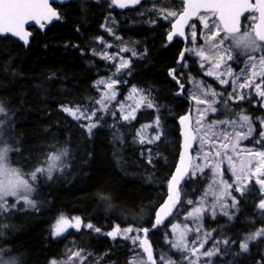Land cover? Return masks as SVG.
<instances>
[{"label":"trees","instance_id":"trees-1","mask_svg":"<svg viewBox=\"0 0 264 264\" xmlns=\"http://www.w3.org/2000/svg\"><path fill=\"white\" fill-rule=\"evenodd\" d=\"M161 3L165 7L178 5L175 12L181 10V2L177 0L143 1L123 12L117 11L111 0H68L54 5L59 19L42 31L30 28L32 35L27 46L8 36L0 37V102L7 110L6 114H0L3 120L0 144L11 147L12 163L22 168L27 177L44 166L51 153L67 150V156L62 157L65 165L62 171L53 174L51 180L38 174L37 181H30L35 189L30 199L35 201V207L10 198L8 204L16 207L2 212L5 214L0 218V250L15 264H50L63 257L70 237L85 253L98 256L102 264H126L132 251L142 252L138 242L134 247L129 240L121 236L112 239L106 233L116 225L121 229L149 228L156 209L166 197L179 152L177 119L191 104L186 94L189 84L184 81V65L188 64L192 77L221 91L224 99L232 93L230 82L226 85L215 82L205 74L207 66L202 67L186 52L182 67L176 72L185 89L182 96H175L179 86L170 79L169 70L176 66L182 42L166 40L174 17L165 19V12L159 14L160 10H154ZM109 16L115 21L113 36L103 29ZM249 16L246 14L242 20V32L250 24ZM193 22L196 21L190 23ZM101 40L113 45L126 43L127 50L118 52L112 61L105 59ZM226 46L230 47V42ZM113 49L108 48L110 53L116 52ZM251 54L264 56V47ZM233 55L235 60L228 61V66L238 71L250 53L233 49ZM124 57L129 66L117 73L116 61ZM110 73L124 82L118 86L119 97L133 85L143 91L154 107L148 108L145 101L136 108L134 119L128 121L114 103L108 105L107 111H98L100 92L93 83ZM261 79L264 77L255 83ZM241 91L240 94L252 95L244 101H230L228 108L244 110L252 118L254 132L250 142L244 144H257L262 126L256 118H264L263 99L255 94L254 86ZM63 107L83 109L89 114L97 111L92 122L98 126L92 135L87 132V120L75 119ZM152 123L156 124L160 139L148 143L144 138L141 143L138 128ZM203 179L204 176H196L180 185L182 201L198 198ZM184 192L188 195L184 196ZM233 195L239 204L238 210H228L232 219L225 215L203 216L201 228L211 234L210 245L229 241L228 245L221 243L219 253L207 261L264 264V236L250 241L246 252L239 247L246 233L264 225V210L258 208L264 194L252 181L242 196L235 190ZM184 207L182 202L161 227L149 230L147 237L153 248L162 246L163 239L168 237V225ZM61 214L70 220L80 217L82 224L57 238L52 235V228ZM87 224L100 228L101 232L85 227Z\"/></svg>","mask_w":264,"mask_h":264},{"label":"snow or ice","instance_id":"snow-or-ice-1","mask_svg":"<svg viewBox=\"0 0 264 264\" xmlns=\"http://www.w3.org/2000/svg\"><path fill=\"white\" fill-rule=\"evenodd\" d=\"M53 3L59 2V0H52ZM141 0H111L112 5H116L120 8H125L129 5L140 4ZM183 10L180 13L175 11H168L165 19L168 17H176L175 23L172 24V30L168 33L167 39L172 41L174 37H185L184 26L188 25L189 20L193 17H198L200 23L203 25V29L206 30V36L204 45L200 48L190 47L186 48L180 53L181 60L185 57V52L192 53L200 58L202 61L201 66H204V62L211 63V67L207 71L208 76H214L219 80L221 85L229 83L227 79H221V76L233 77V85L237 84L240 75H243L244 69H241L239 74H234L232 68L228 66V61H234L233 55L234 45L233 42L239 44L242 42L243 37L237 39L238 34L241 31V17L248 12H256L257 16L251 17L252 20H257L250 30L245 26L244 33H251L254 35L255 40L249 41L251 44L252 52L259 51L264 47V0H256L252 3L251 0H183ZM161 14L165 12L164 9L160 10ZM54 18L59 19V14L49 3V0H0V36L12 35L14 37L23 40L25 44L28 43L29 33L25 30V25L30 21L39 24L41 28L45 27V23L51 22ZM191 31V39L193 45H195L197 32L196 26L193 24ZM223 34V35H221ZM226 42H230V47H225ZM248 44L245 46L247 47ZM127 50V49H125ZM210 53V54H208ZM135 55V53H133ZM105 59H113V57L105 54ZM259 70L253 71L251 76L245 78L244 83L239 84L240 89H248L254 86V91L257 96L264 99V89L261 85L264 84V79H261L260 83H255L257 76L264 77V56L259 58ZM250 64L253 69L257 68L256 58L249 55L246 65ZM129 62L122 61L117 68V73L121 70L128 68ZM223 66V71L221 68ZM176 70H173L171 74L174 75ZM175 78V77H174ZM117 79L109 77L108 80H100L97 85H105L106 91L103 93L101 99L97 101L100 105L98 111H107L108 104L116 99L115 85L120 83ZM196 91L192 93V99L198 106L197 119L194 124L191 121L190 115H185L180 118L183 128L184 136V152L181 154L180 165L176 168L175 173L168 181V195L165 202L155 212L154 223L152 228H158L165 223L166 218L173 215L174 210L183 202L187 205H193L192 210L187 213L186 219L193 221V223L200 224L204 213L210 211L212 216H215L217 210L222 212L229 219L233 216L226 210L229 205L227 204L225 197L231 198V208L238 210L239 201L229 189H233L241 196L247 190L249 184L254 180L259 185L261 191H264V131L260 133L261 140L257 141L259 148H244L241 147V142L248 140L252 137L254 128L252 118L244 114V110L237 113L234 109L228 108V104L232 100L244 101L250 95L251 92L240 94L235 96H229L224 99L221 93L214 91L210 86L205 88L199 82H195ZM183 89L184 85H180ZM139 90L135 87L131 89L132 94H137ZM204 97V98H201ZM219 97V101L217 100ZM132 97L130 96L129 99ZM146 101L148 108L154 107L151 100L146 96H141L136 103V107L139 108L142 102ZM221 107H217V104ZM123 105L121 109L123 110ZM6 108L3 103L0 102V114H6ZM63 111L79 120L81 117L90 121L87 124V132L92 135L93 129L98 126L97 122H91L92 118L97 115V111H92L90 115L85 116V112L79 108L75 110L69 107H63ZM135 109H133V112ZM222 112L228 117H235L234 119L223 120H209V113ZM115 115V113H112ZM123 119L128 121L134 119V116L129 113L124 115ZM260 120V123L264 125V119L256 118ZM3 120L0 119V124ZM159 126V119L156 121ZM229 128L231 131H229ZM160 136H155L148 143H153L159 140ZM140 142L144 143V138L140 137ZM198 144L199 148L195 149V155L189 153V149L193 148V144ZM9 147L6 145L0 149V159L4 157L9 151ZM67 156V150L57 149L56 152L49 155L46 167H37L27 179L17 176L15 179L9 178L6 184L0 183V213L7 211L9 208H15L16 205H9L7 198L14 197L17 202L23 201V203L29 207H35V201L30 199L31 194L35 191L33 183L37 181L38 174L41 176H47L49 180L53 178L55 171H62L65 165L63 164L62 157ZM199 161V162H198ZM227 163L228 169L235 176V180L232 184L227 183L222 179L223 171L221 165ZM151 163V160H149ZM205 169L211 172L212 183L209 185L208 190L199 198L198 202L193 200L182 201L181 194L182 189L180 187L182 181H191L197 175H205ZM217 188L219 191H217ZM184 196L188 193L184 192ZM212 195L214 201L210 207L205 203L207 197ZM101 199L107 200V197H101ZM111 207V204L108 205ZM258 208L264 210V199H261ZM82 221L80 217H73L71 220L65 215L61 214L56 220L53 226V236H60L66 232L69 228L79 229ZM85 227L93 229L96 233H100L101 229L94 227L92 224H87ZM202 227V225H201ZM143 233L144 238L138 233ZM149 232L148 228H134L132 226L121 229L119 225H116L112 231L106 233L107 236L113 239L118 236L123 237L126 240L132 242L134 247L138 246L142 249V252L146 254V259H142L139 254H134L131 264H157V260L153 256V250L148 243L146 236ZM190 232L197 233L195 239L191 241L193 245L199 243L198 247H189L188 235ZM201 228H190L187 224L183 226L181 224H172V234L174 239L166 242L170 243L172 248L180 251L181 253L187 252L188 255L184 256V260H188V264H198L199 256H206L211 258L219 253V245H228L229 241L216 242L214 248L210 251L200 252L199 249L204 247L205 242L210 237V233H203L200 235ZM132 233H137L131 235ZM264 236V228L257 230L254 234L247 236L239 243L241 251H247L249 248V241L255 240L258 237ZM231 243H236L232 241ZM3 250H0V264H15V261L11 258L5 259L3 256ZM72 256L81 257L80 252H74ZM190 256H197L196 260L189 259ZM82 258V257H81ZM160 264H175V262L166 259L165 256H160ZM51 264H67L66 261L58 262L56 260L51 261Z\"/></svg>","mask_w":264,"mask_h":264},{"label":"rangeland","instance_id":"rangeland-1","mask_svg":"<svg viewBox=\"0 0 264 264\" xmlns=\"http://www.w3.org/2000/svg\"><path fill=\"white\" fill-rule=\"evenodd\" d=\"M178 5H175V6H171V7H165L162 3L159 4L157 7L155 6L154 7V10H161V9H164L165 10V14L167 15V12L168 11H175V9H177ZM181 9H182V4H181ZM177 13H179L180 11H176ZM159 14H161V12L159 11ZM253 16H256L255 14H251V16L248 17V21H250V24L247 25L248 26V29L250 30L252 28V25H253V22L255 20H252L251 17ZM175 18V17H174ZM193 21H196V22H193V23H190L188 25V27L186 28V33H187V36H188V44H187V48H190V47H196V48H200L201 46L204 45V41H205V36H206V30L203 29V25L200 23L198 17L197 19L193 20ZM114 19L112 17H107V19L105 20V23L103 25V29L108 33V34H111V36H113V32L111 31L113 29V26H114ZM195 25L196 26V32H197V38H196V42H195V45H193L192 43V39H191V31H192V25ZM200 29V31H198ZM245 30V29H244ZM199 33V34H198ZM222 35V34H221ZM102 46H101V52H103L104 56L105 54H107L108 56L110 57H113L114 59V56L116 54H118V52L122 53V52H125L127 49V46H126V43H117V44H112V42H109V41H102ZM111 46H113V48L116 50L115 53H110L108 48H110ZM225 47H228L226 46V44L224 45ZM113 49V50H114ZM190 57H194L196 58V61L198 62V64H202V61L200 60V58L192 53H187ZM210 54V53H208ZM251 56H254L256 58V63H257V68L256 69H253L251 67L250 64H247L246 65V62H247V59L242 63L240 69L238 71H233L234 74H239L241 72V69H244V73L243 75H240L238 81H237V84L236 85H233L232 83V79L233 77L231 76H221V79H227L231 85H232V93H229L228 94V97L231 95V96H235L237 93H241L242 89L239 88V84L240 83H244L245 82V78L246 77H249L251 76V73L253 71H258L259 70V58L261 56H255L253 54L250 53ZM113 59H109V60H113ZM126 57H124V59L122 60H119V61H116V65L119 67L120 63L122 61H126ZM204 65L207 66L208 69H206L205 71V74L207 73V71L209 70V68L211 67V63L209 62H204ZM187 65H184V70H185V73H184V81L187 82L188 81V84H189V87L187 88L186 90V94H187V97L189 98V100L191 101V116H192V123L194 124L195 120L198 118L197 117V111H198V107H202V106H198L196 104V102L192 99V93L196 91V84L195 82H199L201 85H203L205 88L207 87H211L214 91L218 92V93H221V91L217 90V88H215L212 84H205L204 81H202L201 79H196L194 77H192V75H190V72L188 71L187 69ZM223 66L221 68V71H223ZM207 75V74H206ZM208 76V75H207ZM109 77H112L113 79H117L118 81H121L116 74L114 73H110L108 75H105V76H101L99 78H97L95 81H94V86L99 90L100 92V99L103 95V93L106 91V87L105 85H97V82L100 81V80H108ZM210 78H213V80L215 82H218L219 83V80L216 79V77L214 76H209ZM259 76H257L255 78V80H258ZM124 82L121 81L120 83L116 84L114 87L116 89V99L111 101V103H114L115 104V108L116 110H118L119 114L121 116H124V115H128L129 113H131L132 115H134V112H133V109L136 110V103L137 101L140 99L141 96H145V94L143 93V91L135 86H130L128 87L124 93H122L121 97H119V94H120V89L118 88L119 85H123ZM220 84V83H219ZM135 87L139 90V92L137 94H132L131 93V89ZM264 89V88H262ZM234 92V93H233ZM132 97L131 99H129V97ZM201 98H204V97H201ZM219 97H217V100L219 101ZM232 101H235V100H232ZM145 103V102H142L141 105ZM262 105L261 107L264 108V99L262 100ZM110 104V103H109ZM108 104V105H109ZM121 105H123V110L121 109ZM217 107H221L220 104L218 103L217 104ZM232 108V107H231ZM75 110V109H74ZM81 111L85 112V116L87 115H90L89 113H87L85 110L83 109H80ZM237 113L241 112L240 111H236ZM246 114V113H244ZM83 118V117H81ZM235 117H228L226 115H224L222 112H217V113H209L208 114V119L209 120H223V119H234ZM85 119V118H84ZM260 119H264V118H260ZM87 120V119H85ZM88 121V120H87ZM258 122H260V120L257 119ZM90 121H88L89 123ZM92 122V121H91ZM262 131H264V125H262ZM254 128V126H253ZM229 131H231V129L229 128ZM138 135L143 138H146L148 140H152L155 136H157V126L156 124L152 123V124H147V125H144V126H141L138 128ZM251 138V137H250ZM250 138L248 140H245V141H242L241 142V147H244V148H253V147H256V148H259V144H254L253 145L251 143L247 144L246 145L244 144V142H250ZM258 140H256L255 142H257ZM261 143H264V140H261ZM195 148L193 149V156L195 155V149H198L199 148V145L198 144H195L194 146ZM260 150H264V149H260ZM52 154V153H51ZM49 157V156H48ZM48 160V158H47ZM47 160L45 162V165L42 166V167H46L47 166ZM62 161H63V158H62ZM199 162V161H198ZM64 164V162H63ZM221 168H222V171H223V176H222V179L224 181H226L227 183L229 184H232L233 181L235 180V176L232 174V172L228 169V165L227 163L225 162L223 165H221ZM58 172V171H55L54 174ZM197 176H204V179L202 180L203 181V189H202V192L201 194L198 196V198L194 201V202H198L199 198L208 190V187L209 185L212 183V180H211V172L208 170V169H205V175H197ZM27 177V176H26ZM254 181V180H253ZM255 182V181H254ZM256 184V183H255ZM257 185V184H256ZM259 186V185H258ZM234 188L235 186L233 187V189H229V191L232 193V196L233 195V191H234ZM217 191H219V189L217 188ZM262 193L264 194V191H262ZM10 198H13L14 201H16V199L14 197H9L7 198V201L9 203V199ZM225 200L227 202V204L229 205V207L226 209L227 211L231 208V198L230 197H225ZM214 201V197L212 195H209L207 197V200L205 201L206 205L208 207L211 206V204L213 203ZM17 202V201H16ZM192 207L193 205H187L185 203V207L183 209H180L177 211V216L174 218V220L168 225V229H167V232H168V237H167V240L168 241H171L174 239V236L172 234V224H181L182 226L184 224H187L190 228H197V227H200L201 228V223L200 224H196V223H193V221L189 220V219H186L187 217V213L190 212L192 210ZM229 212V211H228ZM3 214L5 213H0V218H2V216H4ZM205 215H208L210 217H213L211 215V212L210 211H206L204 213V216ZM216 215H224L222 212H220L219 210H217V213ZM215 215V216H216ZM56 223V222H55ZM55 223L53 224V226L55 225ZM261 228H264V225L258 229H256L254 232H249V233H246L242 240H244L247 236H250L252 234H254L257 230L261 229ZM74 230L73 228H69L66 232H64L63 234H61L60 236H54V237H62V236H65V234L67 233H70L72 230ZM54 228H52V232H53ZM203 233H205L202 228H201V232H200V235L202 236ZM197 236V233L195 232H190L189 235H188V240H189V247H198L199 248V243H197L196 245H193L191 243V241L193 239H195V237ZM262 237V236H261ZM112 238V237H111ZM113 239V238H112ZM131 242V241H130ZM250 242V241H249ZM132 243V242H131ZM214 248L213 245H210L208 243V240L205 242L204 244V247L203 248H200L199 251L200 252H206V251H210ZM154 250H155V255H156V258H157V261H158V264H160V256H165L166 259H169L173 262H175V264H188V260H184L183 257L188 255L187 252H184V253H181L180 251L176 250L175 248H172L170 243L166 242V238L163 239L162 241V246L161 245H158V246H155L154 247ZM74 252H80L81 253V257H75V256H72L71 259H69V257L71 256L72 253ZM134 254H139L140 257L142 259H145L144 255H143V252H140L138 250H135V251H132L127 259V263L126 264H131L132 262V258H133V255ZM94 253H85L83 250H81L78 246V242L75 240L74 237H70L67 242H66V245H65V248H64V255L62 258L60 259H57L56 261L58 262H61V261H66L67 264H102L100 263V260L98 259V256H93ZM93 256V258H92ZM5 259H9L8 257L4 256ZM92 258V259H90ZM209 257H206V256H199L198 258V264H209L207 259ZM189 259H192V260H196L197 259V256H190ZM53 261V260H52ZM51 264V262H50Z\"/></svg>","mask_w":264,"mask_h":264},{"label":"water","instance_id":"water-1","mask_svg":"<svg viewBox=\"0 0 264 264\" xmlns=\"http://www.w3.org/2000/svg\"><path fill=\"white\" fill-rule=\"evenodd\" d=\"M67 1H68V0H59V2H57V3H53L52 0H49V3L52 5V7H53V8L57 11V13H58V10H57V8H55L54 5H61V4L65 3V2H67ZM143 1H155V0H141V3H142ZM177 1H179V2L182 3V9L180 10V12H182L183 7H184L183 0H177ZM251 2H252V3H255L256 0H251ZM141 3H140V4H141ZM140 4H137V5H129V6L125 7V8H120V7L116 6V5H113V7H114L117 11L123 12V11L126 10V9H131V8L137 7V6H139ZM180 12H179V13H180ZM248 13H253V12H248ZM255 13H256V12H255ZM58 14H59V13H58ZM246 14H247V13H245L244 15H246ZM244 15H243V16H244ZM243 16H242V17H243ZM256 16L258 17V13H256ZM242 17H241V22H242ZM175 19H176V17L171 21V23H170V29H169V31H168L167 34H166V40H167L168 42H171V41H169V40L167 39V36H168V33L172 30V24L175 23ZM195 19H197V17H193V18H191V19L189 20V23H190V21H193V20H195ZM55 20H57V19L54 18L51 22L45 23V27H44V28H41V27L39 26V24H36L35 22H32V21H30L28 24H26V25H25V30L30 34V35H29V38H28V43H27V44H25L23 40H20L19 38L14 37V36H12V35H10V34L7 35V36L10 37V38H12V39H15V40L19 41L23 46H27V45L29 44V40H30V37H31V35H32L31 30H30L31 27H34L35 29H37V30H39V31H42V30H44L47 26H49V25H50L53 21H55ZM258 22H259L258 19L255 20V21L253 22L252 27H253L256 23H258ZM189 23H188V25H189ZM188 25H185V26H184L185 37H174V38H173V40H174V39H177V40H179V41L182 42L181 50H180V52H179V54H178V56H177V59H176V66L173 67V68H171V69L169 70L170 79H171L173 82H175L176 84H178V86H179V87H178V90H177L176 93H175V96H177V97H178V96H182V95H183V91H184V89H185V84H184V83H181L180 79L176 76V72H178V71L181 69V67H182V65H183V62H184V59L181 60L180 53H181L182 51H184V50L187 48L188 39H187V34H186V28L188 27ZM0 37H4V36H0ZM185 54H186V52H185ZM173 70H176V72L174 73V75L171 74ZM174 77H175V78H174ZM181 84L184 85L183 89H181V87H180ZM185 115H190V117H191V121H192V116H191V105H189L187 111H186L184 114H182L181 116H179L178 119H177V123H178V127H179L180 143H179V152H178L177 161H176V164H175V166H174V169H173V171H172L171 176L175 173L176 168L180 165L181 154L184 152V136H183V128H184V126L181 124V122H180V118H181L182 116H185ZM194 144H195V143H194ZM194 144H193V147H194ZM192 149H193V148H192ZM192 149H189V150H188L190 154H192ZM192 155H193V154H192ZM171 176H170V178H171ZM170 178H169V179H170ZM183 182H184V181H182V183H183ZM182 183H181V184H182ZM167 195H168V187H167V191H166V197L164 198L163 202L158 206V208H157L156 210H158V209L160 208V206L165 202V200L167 199ZM155 212H156V211H155ZM168 218H169V217H168ZM168 218H166V219H168ZM154 219H155V215H154V218H153V223H154ZM165 221H166V220H165ZM161 226H162V225H161ZM161 226H159V227H161ZM148 229H149V230H155L156 228L153 229V228H152V225H151ZM147 234H148V233H147ZM141 238H144V234H143L142 232H141ZM146 239H147L148 243L151 245V248H152V250H153V256H154V258L156 259V257H155V253H154V248H153V246H152V244H151V242H150V240L148 239L147 236H146ZM141 250H142V249H141ZM143 254H144L145 259H146V254H145V253H143ZM156 260H157V259H156Z\"/></svg>","mask_w":264,"mask_h":264},{"label":"clouds","instance_id":"clouds-1","mask_svg":"<svg viewBox=\"0 0 264 264\" xmlns=\"http://www.w3.org/2000/svg\"><path fill=\"white\" fill-rule=\"evenodd\" d=\"M241 37H243L241 43L236 44L235 42H233L234 49L242 54L250 53L252 50V46L251 44H248V42L255 40L254 35H252L251 33L241 32L240 34H238L237 39H240ZM246 44H248L247 47L245 46ZM6 145L7 144H0V149L4 148ZM7 146L10 150L6 155H4L2 159H0V183L6 184L10 177L15 179L17 176H20L27 179L28 177H26L24 170L12 163L10 155L11 147L9 145Z\"/></svg>","mask_w":264,"mask_h":264},{"label":"flooded vegetation","instance_id":"flooded-vegetation-1","mask_svg":"<svg viewBox=\"0 0 264 264\" xmlns=\"http://www.w3.org/2000/svg\"><path fill=\"white\" fill-rule=\"evenodd\" d=\"M254 14V13H253ZM247 18V17H246ZM245 19L244 17L242 18V20ZM243 22V21H242Z\"/></svg>","mask_w":264,"mask_h":264}]
</instances>
